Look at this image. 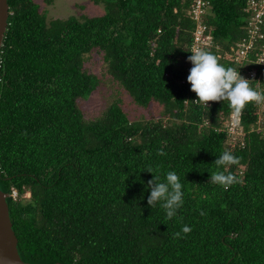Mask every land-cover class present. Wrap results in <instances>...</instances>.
<instances>
[{"label": "trees", "instance_id": "1", "mask_svg": "<svg viewBox=\"0 0 264 264\" xmlns=\"http://www.w3.org/2000/svg\"><path fill=\"white\" fill-rule=\"evenodd\" d=\"M92 1L103 15L48 20L32 0H8L0 53V190L8 195L21 260L264 264L258 105L244 107L243 136L232 140L222 125L234 112L227 100L209 101L207 108L193 102L186 80L193 0ZM211 4L205 21L218 49L210 52L239 69L223 53L243 36L244 0ZM92 53L137 105L161 104L167 121L131 122L116 102L86 120L78 102L99 85L84 68ZM258 79L264 91L260 67ZM225 150L239 157L238 165L223 169L240 180L227 190L210 181ZM149 168L161 181L170 170L180 177L184 205L177 216L147 205ZM185 225L191 232L181 231Z\"/></svg>", "mask_w": 264, "mask_h": 264}, {"label": "clouds", "instance_id": "2", "mask_svg": "<svg viewBox=\"0 0 264 264\" xmlns=\"http://www.w3.org/2000/svg\"><path fill=\"white\" fill-rule=\"evenodd\" d=\"M190 53L187 60L191 68L186 80L190 84V91L197 97L193 102L203 103L207 108L206 104L209 101L227 100L237 117L248 103H264V91L256 90L250 80L240 75L237 68L226 67L212 52L203 48L197 47ZM159 155L164 156L165 152L161 150ZM214 164L216 171L210 176L213 184L227 190L230 186L240 182L233 172L223 170L239 164V157L233 152L225 150L216 157ZM146 171L152 174L154 170L149 168ZM146 189L149 192L147 205L153 208L159 204L169 219L177 216L178 211L184 205L183 184L175 171H168L163 181L160 180L159 175L152 174V179L148 181ZM200 214L205 215L203 211ZM191 230V227L187 225L181 229L184 234ZM174 235L180 237L181 232H176Z\"/></svg>", "mask_w": 264, "mask_h": 264}, {"label": "rangeland", "instance_id": "3", "mask_svg": "<svg viewBox=\"0 0 264 264\" xmlns=\"http://www.w3.org/2000/svg\"><path fill=\"white\" fill-rule=\"evenodd\" d=\"M39 6L40 13H45L48 20L61 19L65 20L71 16L81 19L82 16L97 17L105 13L103 6L94 5L92 0H32ZM85 71L95 75L99 79L98 88L87 100H80L78 107L86 120H95L106 111L112 103H118L129 121H158L166 122L167 118L163 117V106L159 103L152 102L144 108L137 105L129 94L115 82L107 72V67L103 63L100 54L92 53L86 57ZM255 89L262 91L261 82H257ZM258 122L256 130L264 134V103L257 104ZM236 140H240L243 132L237 135H231ZM30 194L24 195L28 199Z\"/></svg>", "mask_w": 264, "mask_h": 264}, {"label": "built area", "instance_id": "4", "mask_svg": "<svg viewBox=\"0 0 264 264\" xmlns=\"http://www.w3.org/2000/svg\"><path fill=\"white\" fill-rule=\"evenodd\" d=\"M244 13L243 36L229 51L224 52L223 56L226 60L239 65L238 71L242 77L251 82H258V67L264 70V0H244ZM188 16L194 22L190 52L197 47L206 51L218 49L213 39V28L205 21L212 16L211 0H193ZM186 61L189 65L187 69L189 74L191 64L187 59ZM222 125L232 140L238 137L233 138L231 135L243 132L241 114L237 117L234 112L231 113ZM11 197L17 198L15 190L12 191Z\"/></svg>", "mask_w": 264, "mask_h": 264}, {"label": "water", "instance_id": "5", "mask_svg": "<svg viewBox=\"0 0 264 264\" xmlns=\"http://www.w3.org/2000/svg\"><path fill=\"white\" fill-rule=\"evenodd\" d=\"M8 18V0H0V53L7 31ZM7 198L8 195L0 190V264H30L23 262L19 256L18 240L12 229Z\"/></svg>", "mask_w": 264, "mask_h": 264}, {"label": "bare ground", "instance_id": "6", "mask_svg": "<svg viewBox=\"0 0 264 264\" xmlns=\"http://www.w3.org/2000/svg\"><path fill=\"white\" fill-rule=\"evenodd\" d=\"M193 3V2H192ZM193 32V31H192Z\"/></svg>", "mask_w": 264, "mask_h": 264}]
</instances>
